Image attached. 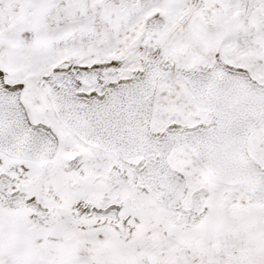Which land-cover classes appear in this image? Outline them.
Wrapping results in <instances>:
<instances>
[{
    "label": "snow or ice",
    "instance_id": "6c2138e0",
    "mask_svg": "<svg viewBox=\"0 0 264 264\" xmlns=\"http://www.w3.org/2000/svg\"><path fill=\"white\" fill-rule=\"evenodd\" d=\"M0 264H264V0H0Z\"/></svg>",
    "mask_w": 264,
    "mask_h": 264
}]
</instances>
